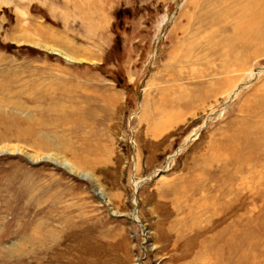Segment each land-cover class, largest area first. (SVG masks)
I'll list each match as a JSON object with an SVG mask.
<instances>
[{"label": "rangeland", "instance_id": "rangeland-1", "mask_svg": "<svg viewBox=\"0 0 264 264\" xmlns=\"http://www.w3.org/2000/svg\"><path fill=\"white\" fill-rule=\"evenodd\" d=\"M237 1L0 0V100L16 101L0 105V264H209L201 243L226 223L198 237L220 184L201 180L264 102V37L223 69L264 27ZM250 200L233 216H257ZM262 210L244 264H264Z\"/></svg>", "mask_w": 264, "mask_h": 264}, {"label": "bare ground", "instance_id": "bare-ground-1", "mask_svg": "<svg viewBox=\"0 0 264 264\" xmlns=\"http://www.w3.org/2000/svg\"><path fill=\"white\" fill-rule=\"evenodd\" d=\"M217 5H220V2L216 3L214 6H217ZM236 6H237L236 10L242 11L245 14L254 12L256 16H259L260 14L264 13V0H238L236 3ZM233 11H235V8L232 10L230 8L229 9L224 8L220 11H214V13L216 15V17H215L216 23H218L220 21H224L226 18H228L230 15H232ZM163 22H164V20L162 21L161 24H163ZM238 35L240 38H242L243 45H241L240 51L237 52V50H234V47H235L234 45L238 44L239 41L232 43L233 49L232 50L230 49L229 53L224 55V58H223L224 68L223 69L228 70L230 68V66H234V64H236V66H237L238 63H240L241 61H243L245 59L246 55H244V54L246 52L245 50L248 49V46L251 45L253 42H255V41L257 42V40L262 39V37H264V27L262 29H258V27H257V29H255L254 32L251 33V37H249V36L242 37L240 32L238 33ZM32 43H34L36 46H39L43 49H47L53 53L59 54V55L65 57L66 59L78 60V59L73 58L70 55L66 54L64 51L59 50L57 48H54V47H52L46 43H43L40 41H33ZM231 60H232V62H230ZM250 74H252V76H254L252 72ZM10 83H12V82H10ZM5 89L7 90L8 88L5 87ZM22 91L24 92L25 89L22 88ZM11 94H13V92H8L7 94L4 95V98L1 97L3 99H5V98L6 99L5 100L1 99L0 105L1 104L3 105V103L5 104V102H9V101L16 102L15 100H10ZM33 94H31V95L37 97L36 91H34ZM262 100H264V99H262ZM250 112L253 113V115L247 119H243L240 126L238 127V129L234 133V135H232L231 138H229L228 144H230V145L228 146L227 149L236 148L237 150H234V152L231 153L230 155H227V157H225L224 155H219V154H218V156H219L218 157L216 154L215 157L216 156L218 157V161L221 159V161H220V162H222L221 165H219V166L216 165V166H218L217 168H215V165H214V167H213L214 169H210V171H212L214 173L211 176H209V177L201 176L204 178L201 180L202 184H203V182H205L204 184H208L211 181H215L217 184L219 181L220 184H218L217 188H214L213 186L208 184V186L212 189V190H210L211 195L205 197L201 206L205 207L206 211L209 212V214H207V217L205 220L206 225L200 226V228L203 227V228H201L203 230H196L198 237L199 236H206L207 233L215 231L217 228H219L220 226H223L226 223V225L224 227H221V229H218L219 231H216V233L207 236V238H204V240L207 243H201V253H200L201 255L199 257L203 258L204 262L210 261L209 264H230V263L232 264L233 261L236 264L237 263L238 264H244V262L247 258L245 256L248 254V253H246V249H245V247H248L247 245L245 246V244H247V241H248L247 240V238H248V236H247V225H249V223L253 222V221H255V223H256V224L254 223L255 225H260L262 223V219H261L262 215H260V214H261V210L264 208V189H262L263 187H261V185H260V187H258L256 184L257 183L259 184L264 179V102H261V104L260 103L257 104L256 107L253 106L252 108H250ZM244 152L249 153L248 157L245 159L243 158ZM208 158L210 159V157H208ZM254 160H257L256 164H259L262 166L261 169H258V172L255 175L252 174V172H253L252 162ZM209 161L211 162L212 159ZM232 161H241V163L234 166L232 170H228L227 165H229V163ZM205 162H208V160H206ZM218 168H220L221 173H222V178L220 180H219V178H217V175H219ZM250 172H251L252 189L250 188L249 184H248V186L243 185L241 188H238L237 190L232 187V183L238 177H241V183L245 184L246 181L244 180L243 174H245V173L250 174ZM238 180H240V179H238ZM221 190L225 191L226 193L234 192L235 196L229 200L227 199L226 202L223 201V202H225L224 204H218L217 198H220V197H217V192L216 193H214V192L215 191L220 192ZM222 194H224V193L221 192V195ZM226 196H228V195H226ZM223 197H224V195L222 196V198ZM253 197H254L255 202L257 204H260L257 207L258 208L257 216H254L253 218L252 217L251 218L246 217L245 219L244 218L240 219L241 217L236 218L237 216L234 217L233 215H235V212L237 209L243 210L245 208L246 209L249 208V205L251 202L250 199ZM262 211H264V210H262ZM237 212H239V211H237ZM244 213H245V211H244ZM255 213H256V211H255ZM237 215H239V214H237ZM232 216L234 219H232ZM234 227L237 229L236 233L233 232L234 236L237 237L238 239H240L242 242H244L243 243L244 246L233 245V244H236V242L233 241L234 240L233 235H229V233H230V230ZM192 229L194 230V228H192ZM186 231H189V230L187 229ZM186 233H187V235L189 234L188 232H186ZM236 255H237V257H235ZM206 264H208V263H206Z\"/></svg>", "mask_w": 264, "mask_h": 264}]
</instances>
